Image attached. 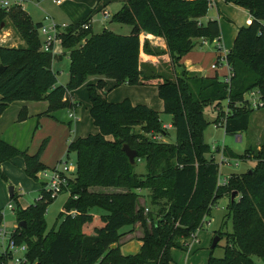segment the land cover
<instances>
[{"label": "trees", "instance_id": "16d2710c", "mask_svg": "<svg viewBox=\"0 0 264 264\" xmlns=\"http://www.w3.org/2000/svg\"><path fill=\"white\" fill-rule=\"evenodd\" d=\"M223 1L245 7L251 17L247 25L238 28L227 51L233 73L229 85L217 75L188 71L180 62L197 40L212 41L220 36L217 19L200 22L208 11L209 0H127L111 21L130 25L128 34L106 29L94 33L89 16L68 24L58 33L60 46L69 58V80L65 85L57 83L52 69L55 56L40 49L41 23H32L21 8L11 15L18 19L16 25L25 43L0 44V65L5 67L0 73V114L10 103L21 100H46L48 113L63 108L72 111L77 103L69 100L70 91L90 76H98L95 83L87 85L89 114L98 131L68 142L66 156L75 152L77 173L68 183L65 218L59 230L46 231L44 216L54 198L43 188L39 198L26 208L19 205L16 193L10 197L17 221L13 238L27 245L30 264H170L171 249L186 251L211 207L232 191L235 197H230L227 205L232 230L215 232L220 239L221 234L226 238L224 254L220 258L210 254L207 264H255L253 256L264 261V140L254 154L255 169L231 175L224 184L217 181L219 165L207 157L210 145L203 140L208 125L204 107L217 106V122L223 115L220 105L225 101L229 114L224 132L237 134L247 130L252 112L244 106L243 94L255 87L264 88V0ZM14 9L0 8V18ZM85 23L89 24L86 29L82 27ZM141 32L163 36L172 60L181 67L174 78L153 69L143 71L140 53L149 42L141 44ZM103 78L112 79L115 86L156 83L163 111L171 118L175 141L147 137L149 132L168 135L159 113L144 104L133 105L127 98L107 101L99 92L105 87ZM22 111L18 114L20 120L24 117ZM67 125L70 127V122ZM135 127L140 131L135 132ZM46 143L44 140L34 154H29L0 138V164L21 156L26 175L35 179L38 172L50 168L40 161ZM123 143L136 150L133 165L121 148ZM142 159L145 173L138 174L134 167ZM0 176L6 179L1 167ZM93 186L118 190L93 192L89 190ZM141 190L147 191L149 207L140 202L144 199L146 203ZM94 207L107 213L92 214ZM71 210L76 214L70 215ZM136 223L142 228L141 246L135 253L123 254L118 230ZM7 260L8 256L0 253V264H7Z\"/></svg>", "mask_w": 264, "mask_h": 264}, {"label": "rangeland", "instance_id": "374dc122", "mask_svg": "<svg viewBox=\"0 0 264 264\" xmlns=\"http://www.w3.org/2000/svg\"><path fill=\"white\" fill-rule=\"evenodd\" d=\"M51 1V0H50ZM218 5H214L213 2L209 3V8L207 11L206 16L213 17L214 19H217L220 24V36L219 39L221 41V45L224 48H231L233 44V40L236 35V31L239 27L247 25L250 22V15L247 12V9L239 4L233 3V2H222L221 0H217ZM41 5H43L44 11H41L37 6L36 0H23V4L25 7H27V12L30 16V19L33 21V23L37 21L44 22L45 24H48V21L44 20V16H52L53 14H56L57 16L60 15L59 10L54 5H47L46 2H40ZM52 3V1H51ZM15 9L13 11L7 12L8 14L2 16L0 18V44L7 45V46H20L24 45L25 40L23 38L22 31L19 29V26L16 25L15 18H12L11 15L15 13L17 9L20 7L15 5L12 6ZM47 7H52L50 9H47ZM94 6L89 5V9L87 10V14L83 17H87L91 15L92 19V31L94 33H99L103 29L112 31L117 34H128L130 32V25L127 24H120L117 22H111L112 14L117 11L114 10V6L110 5L106 8V11L109 13V18L104 17V13L102 9L93 11ZM52 10V12L50 11ZM202 17V21L204 22L205 19H208V17ZM81 17L80 19H82ZM58 19V18H57ZM55 22L60 21V18L57 20L54 19ZM58 24H62L58 22ZM65 24V23H64ZM143 33V32H141ZM140 33V35H141ZM155 36V35H154ZM158 39L163 41V45H145L141 52L148 55H152L157 58V61H146L141 62L143 71L152 69L154 71H157L159 73H162L164 76L172 79L175 77V73L179 72L181 70V67L177 65L176 61L172 60L169 50L166 47L165 40L163 36H157ZM147 40L146 38L143 39ZM141 41V40H140ZM141 41V44L143 43ZM148 41V40H147ZM149 42V41H148ZM61 50H64V53L66 50L61 47ZM206 49H209V47H205ZM68 54V53H67ZM56 58L57 55L53 54ZM185 68V67H184ZM189 71V70H188ZM54 72H56L57 76V83L65 85L69 80V72H68V63L67 59L64 58L63 63L57 65V67H54ZM220 74V72H219ZM218 77V76H217ZM127 84V83H123ZM121 85V84H120ZM127 84L126 86H128ZM106 86V83H105ZM119 86V85H118ZM113 84V87H118ZM128 87L120 88L116 92L110 94L107 96L106 90L103 92H100L104 94L105 98L109 102H121L124 99L125 93L131 94L134 98V103H131L133 105L137 104H144L154 110H156L159 113V120L162 125L169 123L171 121L170 115L167 113H164V107H163V101L158 96V90H156V93L153 89L148 87L144 92L138 91V90H129L125 89ZM157 88V86H156ZM104 89V88H103ZM142 90V89H140ZM86 91V89H85ZM102 91V90H101ZM123 97V98H122ZM148 99L151 101L152 105H147L143 100L139 99ZM129 101L130 99L127 98ZM137 99V100H136ZM131 102V101H130ZM13 103V102H12ZM84 103V102H82ZM160 105L159 108H157L156 105ZM11 105V104H10ZM8 105V107L10 106ZM12 107H9L10 109H7V111H2V118L0 121V125L9 124L11 122L12 117L16 119L17 113L19 114L20 108L16 109L17 104L11 105ZM237 106H239L237 104ZM7 107V108H8ZM221 110L226 111V102H222L220 105ZM81 110H84L83 107H81ZM7 112V113H6ZM218 109L217 106L214 104L208 105L204 107L203 109V115L205 120L208 122L207 127L203 131V140L205 143L210 145V152L207 154V157L214 159V161L219 165V171H218V177L217 181L219 184H224L227 181V178L231 175L233 176H239L240 174L246 173L248 170H254L255 169V158L254 154L256 151L259 150V146L264 140V108L262 109H255L252 110V112L249 114V125L247 130L237 133V134H226L224 132V129L222 126L218 125V122H215V118L217 115ZM0 114V116H1ZM84 113V111L79 116V124L81 125V136L84 137L88 134H95L98 129L94 126L92 121L88 119L89 114ZM221 116H219L218 120H220ZM4 122V123H3ZM14 122V121H13ZM33 123L35 124V121L33 120ZM67 125V124H66ZM76 125V124H75ZM69 128V126L67 125ZM71 131L68 132V135L70 139L72 137H75L76 131L74 130V125L70 128ZM69 129V130H70ZM135 132H139L140 128L135 127ZM168 135L163 136V138H158L160 134L158 133H146L145 135L147 137H156L157 140H163L167 142H174L175 141V133L174 129L170 128L167 130ZM70 133V134H69ZM83 133V134H82ZM78 135V134H77ZM237 135H240L241 138L238 139ZM213 147V148H212ZM51 151V149H49ZM222 151V154L221 152ZM233 153L235 156H231L230 154ZM226 157L227 162H221L222 157ZM19 158V157H16ZM69 163H72V167L70 170V175H65L66 177V185L63 188V191L60 192L48 205L46 208L45 213V223H46V231H49L53 229L54 231H58L59 227L65 218V213L63 211V205L69 196V180L74 178L77 173V164H76V154L73 151H70L68 153V156L65 154L62 155L60 160H65ZM4 162V161H3ZM59 162H57V165ZM2 163L0 164L1 167ZM56 165V166H57ZM134 170L138 174H144L145 173V163L144 160H139L136 162V165L134 167ZM1 171L4 173V171L1 168ZM5 174V173H4ZM22 174H20L22 178ZM6 177V176H5ZM20 178V179H21ZM28 179L29 182H31L34 186L38 187L41 184V178H31ZM16 182L18 180L15 179ZM14 183V182H13ZM10 182L9 179H3L0 176V212L2 213V221L0 227L5 229L7 233H10L15 225L17 226V221L15 217V212L7 208L8 203H13L10 200L8 189L10 186L14 187V184ZM4 187V191L3 188ZM20 186L16 187V191H18ZM25 189V188H24ZM90 191L93 192H111L114 190H118L113 187H102V186H93L89 188ZM145 191V190H141ZM25 197L22 198V200L29 199V201H33L32 197L34 193L30 192L29 190L26 191ZM36 192V191H35ZM146 192V191H145ZM233 192V191H232ZM231 192V193H232ZM231 193L228 195L225 194L221 198H219L216 203L211 207L210 214L206 217V221L202 228L197 232L196 238L197 241L193 242L191 252L186 254V251L179 249V248H172L170 251L171 257L173 260L177 261V263L180 264H207V259L210 254H212L214 257H222L224 254V247L226 245V238L223 237L221 234V239H219L217 246L212 250L210 249L211 242L215 236V232L221 231V232H231L232 225H231V219L227 216L228 210L227 205L230 201ZM17 194V193H16ZM19 194V193H18ZM17 194V197H18ZM144 194V193H143ZM37 196V194L35 193ZM147 195H144V198L146 199ZM239 196L235 198V200L238 199ZM31 199V200H30ZM148 199V198H147ZM146 199V203L141 204L144 206L149 207L148 200ZM92 214L95 215H104L107 213L106 210H104L101 207H94L90 210ZM140 230L142 231L141 226L139 225ZM131 229V225H123L119 228L118 233H125ZM220 235V234H219ZM187 257V258H186ZM253 260L255 264H264V261L260 259L259 257L253 256Z\"/></svg>", "mask_w": 264, "mask_h": 264}, {"label": "crops", "instance_id": "0c3cea01", "mask_svg": "<svg viewBox=\"0 0 264 264\" xmlns=\"http://www.w3.org/2000/svg\"><path fill=\"white\" fill-rule=\"evenodd\" d=\"M37 6L41 11H44L43 5H41L40 2H46L47 5H54L53 1L51 3L50 0H36ZM127 0H63L60 4H55V7L59 10L60 15L57 16L56 14H53L51 19L54 21L60 18V23L65 24H71L76 23L80 21L81 17L85 16L87 14V10L90 6H94L93 11L96 10H104L106 11V8L110 5L114 6V10H119L123 4ZM224 2L223 0H221ZM20 2V8L23 9L27 14V7L23 4V0H19ZM214 5H218L217 0H213ZM226 3V2H224ZM52 7H47V9H50ZM52 12V10H50ZM115 11V12H117ZM114 12V13H115ZM248 12V10H247ZM108 13V12H107ZM113 13V14H114ZM109 14V13H108ZM112 14V15H113ZM207 14V13H206ZM29 16V14H28ZM206 16V15H205ZM204 16V17H205ZM111 17V16H110ZM208 17V16H206ZM30 18V16H29ZM58 18V19H57ZM84 18V17H83ZM82 18V19H83ZM214 19L213 17H208V19H205L203 22L200 18V22L205 23L206 21ZM31 20V19H30ZM33 23V21L31 20ZM40 22L41 24L44 22ZM35 22V23H37ZM55 22V21H54ZM56 22V23H58ZM112 22V21H111ZM89 23L90 27L92 29V19L91 15H89ZM220 25V24H219ZM238 30V29H237ZM237 33V31H236ZM42 39V36H40ZM146 38L151 45H163V41L158 39L157 36H154L152 34L143 32L140 35V40L143 41V39ZM217 39H213L212 41L208 40H197L196 46L187 54H185L180 62L184 65L185 69L189 71L198 72L201 75L204 76H214L217 75L219 78H222V75L225 73L224 67L220 66L219 68L212 69L211 64L217 60V57L219 55V52L215 49L216 47V41ZM221 43V41H220ZM209 47V49H206L205 47ZM230 48H224L225 51H228ZM54 54L57 55L56 58L52 61V69L54 70V67H57V65L63 63L64 58L67 59V63L69 66V58L67 52L64 53V50L62 51L60 48V43H56L54 45ZM140 61L146 62V61H157V58L148 54L140 53ZM220 72V74H219ZM102 78V77H101ZM98 80V76H90L88 80L82 84L80 87L70 91L69 93V100L73 103H77L75 109L70 111L67 108L58 109L56 111L52 112H46L48 107V102L46 100L41 101H14L13 103H10L11 105L17 104L16 109L20 108V110H23L21 115H24L23 119H18V113L16 119L12 117L11 122L9 124L0 125V138L11 144L12 146L16 147L17 149L21 151H26L29 154H34L41 143L46 140L47 143L44 147V150L42 151L40 155V161L46 165L47 167H53L57 165V162L60 161L63 154H65V151L67 149L68 142L71 140L76 139L77 137H80L81 134V125L79 124V116L84 111V113L89 114V108H90V101L87 94V85L90 83H95ZM106 83V86L102 91L106 90L107 96L116 92L120 88L128 87L125 89L129 90H138L144 92L148 87L154 90L156 93V83H152L149 85H128L127 84H121L118 87H113L114 81L112 79H104ZM86 89V91H85ZM142 89V90H140ZM124 98H129L131 103H134V98L131 94L125 93ZM123 98V97H122ZM137 100V99H136ZM143 100L147 105H152L151 101L148 99H139ZM84 102V103H82ZM9 104V105H10ZM9 107H12V106ZM157 108L160 107V105H156ZM8 107V106H7ZM5 108L4 111H7L8 108ZM81 107L84 108V110H81ZM19 110V111H20ZM3 111V112H4ZM73 112L76 116V120L71 121L69 118V113ZM7 113V112H6ZM3 114V113H2ZM2 114L0 116V121L2 118ZM86 115V116H87ZM88 119L92 121L90 114ZM33 120L35 121V124L33 123ZM14 121V122H13ZM70 122V127H67V123ZM81 123V122H80ZM76 124V125H75ZM169 125V123H167ZM164 124V125H167ZM74 125V130L76 131L75 137H72L70 139L68 132L71 131V127ZM96 127V126H95ZM97 128V127H96ZM172 128V127H170ZM169 128V129H170ZM70 129V130H69ZM173 129V128H172ZM168 130V129H167ZM70 134V133H69ZM78 134V135H77ZM83 134V133H82ZM163 138V136L161 137ZM237 138L240 139L241 136L237 135ZM51 149V151H49ZM221 152V151H220ZM222 154V153H221ZM19 157V158H16ZM9 160H6L2 162L1 168L5 173V176L7 179L10 180L11 183L14 184L13 187V193H19L17 197V201L19 205L22 208H26L28 205L34 203L40 196V190L42 188V181L41 184L36 187L31 182L28 181L29 176L26 175L24 171V160L21 156H16ZM22 178L20 174H22ZM40 172L37 173V178ZM21 178V179H20ZM28 178V179H27ZM18 180V182L15 181ZM36 179V178H35ZM20 186L18 191H16V187ZM25 188V189H24ZM4 191V187L2 188ZM29 190L30 192L34 193L32 199L33 201H29V199L26 198V200H22L23 197H25L26 191ZM36 191V192H35ZM146 191V190H145ZM141 191V193L146 194L147 191ZM37 194V196L35 195ZM31 200V199H30ZM142 204H144V199H140ZM91 212V211H90ZM17 224V223H16ZM16 226V225H15ZM122 236L120 238V251L123 254H131L135 253L139 250L141 246L140 238L142 236V231L139 228V224L136 223L131 229L125 233H120ZM197 236V235H196ZM198 239L196 238L195 241ZM194 241V242H195ZM192 243L189 246L188 251L186 250V254L192 253L190 250L192 248ZM172 258V257H171ZM187 258V257H186ZM170 264H180L177 263V261L173 260Z\"/></svg>", "mask_w": 264, "mask_h": 264}, {"label": "built area", "instance_id": "2783aa9c", "mask_svg": "<svg viewBox=\"0 0 264 264\" xmlns=\"http://www.w3.org/2000/svg\"><path fill=\"white\" fill-rule=\"evenodd\" d=\"M52 1L55 4H60L63 0ZM209 2H213V0H209ZM15 5L20 6L19 0H0V8L8 9ZM104 17L109 18V14L107 12H104ZM44 20L48 21V24L42 23L38 28L39 36H42L40 49L42 51L51 52L52 54H54V45L56 43H60L58 33L63 30L67 26V24H58L54 22L50 16L47 15L44 16ZM88 26V23L82 25L84 29L88 28ZM215 39H217L215 41V49L219 52V55L217 57V60L211 64V68L216 69L220 66L224 67L225 73L222 75L221 80L229 85L233 73L226 58L227 51L223 49L219 37ZM243 103L244 106L252 110L264 108V88L255 87L246 91L243 94ZM235 105H237V103ZM228 114L229 109L226 107V111L223 110V115L221 116L220 120L217 121L219 126L223 127L225 125L226 116ZM69 118L71 119V121L77 119L73 112L69 113ZM170 127L171 125L169 124L163 125V128H165V130L169 129ZM161 137L162 135L158 136L159 139ZM153 138L156 139L155 136ZM221 162H227L226 157L223 156L221 158ZM72 165V163H69L67 159H65L60 160L57 166H53L51 168L40 171L38 176L39 178H41L42 188L46 193L49 194L50 198H55L60 192L63 191V188L66 185V182H64L66 181L65 175H70ZM7 208L13 211V204L11 202L8 203ZM69 214L73 216L76 214V211L71 210ZM205 222L208 223L206 219L204 223ZM15 228L16 226L10 233H7L5 229L0 227V253L6 254L8 256L7 264H30L26 255L27 245L24 242L17 243L13 238ZM197 232L192 235V239L188 244V249L189 246L196 240Z\"/></svg>", "mask_w": 264, "mask_h": 264}, {"label": "water", "instance_id": "95a60500", "mask_svg": "<svg viewBox=\"0 0 264 264\" xmlns=\"http://www.w3.org/2000/svg\"><path fill=\"white\" fill-rule=\"evenodd\" d=\"M4 69H5V67L3 65H0V73L2 71H4ZM121 148L124 151V153L126 154L128 160H129V163L133 165L135 163V158L137 156L136 150L131 148L126 143H123ZM248 172H251V170H249ZM8 192H9V197H12L13 196V187L12 186L9 187ZM235 194H236V192H232L231 193V199L232 200L234 199ZM19 224L20 225L23 224V221H21ZM219 239L220 238H219L218 235L214 236V238H213V240L211 242V246H210L211 249H213L216 246V244L218 243ZM111 247H114V245H112Z\"/></svg>", "mask_w": 264, "mask_h": 264}]
</instances>
